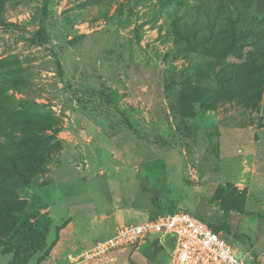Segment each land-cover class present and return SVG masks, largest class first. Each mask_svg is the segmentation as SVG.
Instances as JSON below:
<instances>
[{
	"label": "rangeland",
	"instance_id": "rangeland-1",
	"mask_svg": "<svg viewBox=\"0 0 264 264\" xmlns=\"http://www.w3.org/2000/svg\"><path fill=\"white\" fill-rule=\"evenodd\" d=\"M256 5L0 0V264H72L124 206L140 209L119 225L188 210L264 264ZM167 248L77 264H168Z\"/></svg>",
	"mask_w": 264,
	"mask_h": 264
},
{
	"label": "built area",
	"instance_id": "built-area-1",
	"mask_svg": "<svg viewBox=\"0 0 264 264\" xmlns=\"http://www.w3.org/2000/svg\"><path fill=\"white\" fill-rule=\"evenodd\" d=\"M211 224L188 210L158 214L136 224L118 225L115 231L77 252H69L72 264L89 262L128 245L145 242L149 236L168 246V264H248L245 251L236 249Z\"/></svg>",
	"mask_w": 264,
	"mask_h": 264
},
{
	"label": "crops",
	"instance_id": "crops-1",
	"mask_svg": "<svg viewBox=\"0 0 264 264\" xmlns=\"http://www.w3.org/2000/svg\"><path fill=\"white\" fill-rule=\"evenodd\" d=\"M137 206H124V207H115L110 211V223L108 227L116 229L119 223H121L125 218H127L131 213H134L138 210ZM61 240H59L60 242Z\"/></svg>",
	"mask_w": 264,
	"mask_h": 264
},
{
	"label": "trees",
	"instance_id": "trees-1",
	"mask_svg": "<svg viewBox=\"0 0 264 264\" xmlns=\"http://www.w3.org/2000/svg\"><path fill=\"white\" fill-rule=\"evenodd\" d=\"M249 1H254V0H249ZM256 1H257L256 9H258L259 7H261V8L263 9V11H262V15H264V0H256ZM198 217H200L201 219L205 220V219H204L203 217H201V216H198ZM211 226H212L215 230H217V231H219V230H223L222 227H221L220 225H217V226H216V225L211 224ZM225 226H226V225H225ZM15 234L21 236V239H26V240H28L29 243H30V246L32 245V242H33L34 239H35L34 235L29 236V235H27V233H25V232H20V229H16V230H15ZM37 241L40 242L39 239H38ZM37 241H36V242H37ZM13 248H14V247L11 246L9 249H7V250L5 251V253L8 252V251H10V250H12ZM45 252H46V251H45ZM26 258H27V256H26ZM26 262H27V259H24L23 263L26 264Z\"/></svg>",
	"mask_w": 264,
	"mask_h": 264
}]
</instances>
